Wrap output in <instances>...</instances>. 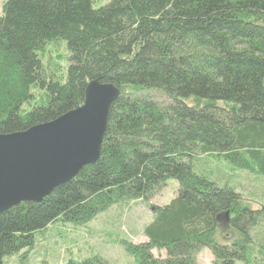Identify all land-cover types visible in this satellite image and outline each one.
<instances>
[{
    "label": "trees",
    "instance_id": "16d2710c",
    "mask_svg": "<svg viewBox=\"0 0 264 264\" xmlns=\"http://www.w3.org/2000/svg\"><path fill=\"white\" fill-rule=\"evenodd\" d=\"M92 3H2L0 134L77 108L90 80L120 93L97 161L40 202L0 213V264L4 256H25L37 231L85 225L131 201L152 210L142 229L146 243L120 240L134 264H199L204 248L213 264H264V187L257 186H264V0ZM58 38L70 52L65 75L36 52ZM33 86L44 91L45 104L21 113L35 97ZM203 155L221 156L232 173L214 180L195 172ZM244 173L255 183L245 187L238 180ZM168 178L179 183L176 196L149 204ZM153 249L165 257H154ZM63 264L113 263L91 254Z\"/></svg>",
    "mask_w": 264,
    "mask_h": 264
},
{
    "label": "water",
    "instance_id": "95a60500",
    "mask_svg": "<svg viewBox=\"0 0 264 264\" xmlns=\"http://www.w3.org/2000/svg\"><path fill=\"white\" fill-rule=\"evenodd\" d=\"M119 93L112 83L90 80L77 108L0 134V213L21 202H40L97 161L108 112Z\"/></svg>",
    "mask_w": 264,
    "mask_h": 264
},
{
    "label": "rangeland",
    "instance_id": "374dc122",
    "mask_svg": "<svg viewBox=\"0 0 264 264\" xmlns=\"http://www.w3.org/2000/svg\"><path fill=\"white\" fill-rule=\"evenodd\" d=\"M3 2L4 0H0V15ZM109 2L110 0H93L92 5L94 8H99ZM36 52L46 67L55 71L57 75H65L70 56L65 39L50 40ZM31 91L35 97L21 107V113L27 112L32 106L45 104L43 90L33 86ZM149 95L155 100H168L157 92L150 91ZM193 170L211 176L214 180L217 179L215 178L217 174L228 178L233 171L229 167V163L221 156L211 155L200 156L194 164ZM246 175L245 179L238 178L245 187L248 186V183H255L251 181L254 176ZM257 186L261 189L264 187L262 184ZM178 188L177 180L168 178L162 188L149 199L148 203L159 206L165 205L176 196ZM151 217L152 210L149 209L145 201L115 204L85 225H68L62 228L51 226L42 232H35L33 247L25 256L22 251L11 256H4L2 257V264H41L42 262L63 264L68 258L78 260L91 254H98L113 264H134L133 255L125 250L120 240L126 239L133 244L146 243L147 239L143 236L142 229L151 220ZM152 254L154 257H165V250L153 249ZM197 260L199 264H213V257L207 248L198 254ZM238 264L243 263L239 262Z\"/></svg>",
    "mask_w": 264,
    "mask_h": 264
}]
</instances>
